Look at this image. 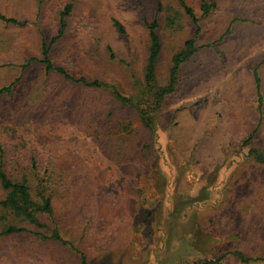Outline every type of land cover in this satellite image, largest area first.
I'll return each instance as SVG.
<instances>
[{
  "label": "rangeland",
  "instance_id": "obj_1",
  "mask_svg": "<svg viewBox=\"0 0 264 264\" xmlns=\"http://www.w3.org/2000/svg\"><path fill=\"white\" fill-rule=\"evenodd\" d=\"M205 1L206 14L202 0H0V15L15 20L0 18V88L12 85L0 95L7 169L32 160L54 169L56 219L89 264H264V163L251 154L264 149V0ZM153 21L159 86L188 40L197 51L152 132L110 90L42 63L47 43L75 79L136 96ZM0 264L79 263L59 243L15 235L0 238Z\"/></svg>",
  "mask_w": 264,
  "mask_h": 264
},
{
  "label": "trees",
  "instance_id": "obj_2",
  "mask_svg": "<svg viewBox=\"0 0 264 264\" xmlns=\"http://www.w3.org/2000/svg\"><path fill=\"white\" fill-rule=\"evenodd\" d=\"M187 14L192 18L193 22L197 24L198 18L193 13V10L182 2ZM71 4H67L65 9L61 11V29L59 36L64 31V18L68 16L71 11ZM214 3H207L202 0V11L208 13ZM0 18L15 22L14 19H8L2 15ZM118 25V23H117ZM120 27V25H118ZM157 21L149 24V54L145 67V86L140 90L136 96H128L120 90L112 87L106 83L98 80H88L85 77L75 79L63 67H55L52 60L49 58L50 44L43 45V59L42 63L46 71H55L63 76L65 80H70L79 83L85 87L105 88L110 90L114 98L123 105L134 107L140 115L142 124L151 132L155 129V114L160 109L164 98L170 94L177 82V73L180 65L187 61L196 51L197 47L194 45V40L190 39L185 43V47L177 52L173 57V66L171 68L170 79L166 86H159L156 78V64L161 52V40L158 32ZM121 28V27H120ZM56 38L51 39V44ZM255 79L260 87V79L255 73ZM12 90V85L0 88V95L9 94ZM263 96L258 91V103L261 104ZM251 136L248 138L250 139ZM246 139V140H248ZM251 154L258 162L264 163V149H252ZM7 159L5 158V151L0 144V189L4 192L3 198L0 199V238H7L15 235H25L36 239V241H51L59 243L73 254L79 264H89L87 254L80 250L72 240L66 239L63 236L60 223L56 219L52 192L56 186L54 180V169L50 171H42V167L38 165L36 160L31 161V166L26 168L15 169V173L8 171ZM243 257L240 253H237ZM246 260V259H243Z\"/></svg>",
  "mask_w": 264,
  "mask_h": 264
}]
</instances>
